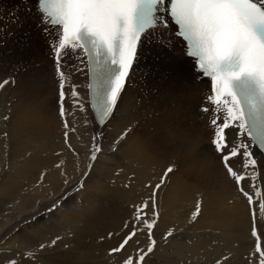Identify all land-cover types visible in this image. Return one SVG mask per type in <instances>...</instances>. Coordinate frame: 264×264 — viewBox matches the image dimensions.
Segmentation results:
<instances>
[{"label": "bare ground", "instance_id": "1", "mask_svg": "<svg viewBox=\"0 0 264 264\" xmlns=\"http://www.w3.org/2000/svg\"><path fill=\"white\" fill-rule=\"evenodd\" d=\"M34 1L0 0V81H15L0 90V220H14L0 227V264L13 257L20 264H93L89 261L99 259L108 248L102 237L108 238L110 220H119L113 230V238L119 240L128 231L125 223L133 221L135 206L151 193L148 186L158 183L168 166H174V172L157 197L160 219L155 231L162 237L173 229L161 250L174 246L179 251L158 259L156 250L147 264L159 260L171 264L170 260L183 258L196 264L207 248L218 254L225 246L238 254L246 241L252 244V211L227 176L212 144L209 114L201 111L212 108L206 100L201 103L207 83L197 81L180 48L144 44L112 118L101 127L88 106L86 66L76 56H65L63 70L70 74V84L80 85L77 91L86 107L85 112L73 107L66 84L65 108L71 112L66 118L75 129L69 130L66 143L59 115V78L49 44L52 37L41 34ZM6 115L8 120L3 119ZM227 132L232 142L250 143L246 136L238 137L234 127ZM94 137L102 151L92 162ZM250 151L258 160L256 183L260 184L264 156L254 146ZM242 160L237 157L232 163L239 168ZM261 187L264 190V184ZM198 199L201 214L192 221ZM259 215L257 205L255 218ZM49 220L51 233L41 235L36 229L47 227ZM59 242L69 247L66 256L48 255L57 251ZM88 250L95 254L88 256ZM28 252L35 253L34 258L24 255ZM124 253L114 260L119 262Z\"/></svg>", "mask_w": 264, "mask_h": 264}, {"label": "snow or ice", "instance_id": "2", "mask_svg": "<svg viewBox=\"0 0 264 264\" xmlns=\"http://www.w3.org/2000/svg\"><path fill=\"white\" fill-rule=\"evenodd\" d=\"M37 12L42 31L52 37L50 47L59 78V115L66 143L69 130L75 129L70 128L66 118L71 114L65 108L66 84H70L71 76L63 70V58L76 56L86 66L88 102L98 123L104 125L112 118L130 80L143 38L160 26L168 28L166 13L176 26L174 35L184 43L185 54L211 82L206 102L212 108L203 107L201 111L209 114L214 128V150L227 176L246 198L254 220L257 205L259 213L264 215L261 187L264 180L256 183L258 160L250 151L253 146L264 150V0H38ZM76 70L83 71L79 67ZM14 83L4 79L0 81V90ZM78 87L70 84V98L73 107L85 112ZM233 127L238 129V137L246 136L250 143L243 139L239 143L230 141L227 130ZM126 135L127 131L119 140ZM101 151L94 137L90 161L95 162ZM237 157L243 158L239 168L232 163ZM173 172L174 166H168L159 182L148 186L152 188L149 196L135 206L131 225L127 222L124 225L127 233L109 250L110 256H117L135 244V255L124 256L118 264H147V258L156 251L159 242L155 229L160 219L157 197ZM201 205L202 200L198 199L192 221L201 214ZM141 234L147 239L146 247L140 246ZM173 234L174 230L169 229L162 239L167 241ZM252 236L255 238L253 264H264V233L254 225ZM59 239L51 244L55 245ZM39 247L44 249L45 245ZM24 255L34 258L35 253ZM4 264H20V261L13 257Z\"/></svg>", "mask_w": 264, "mask_h": 264}, {"label": "rangeland", "instance_id": "3", "mask_svg": "<svg viewBox=\"0 0 264 264\" xmlns=\"http://www.w3.org/2000/svg\"><path fill=\"white\" fill-rule=\"evenodd\" d=\"M135 211L133 210V213H134ZM258 218V219H257ZM257 218H255V220H251V222H250V225H251V228H250V230H249V238H251L250 240L252 241V244H249V243H247V241H246V246H245V251H246V249L248 248V247H250V248H252L253 250H254V241H255V238L254 237H251L252 236V233H250V232H252V229H253V227H254V225H255V227L257 228V230L260 232V233H264V216L263 215H259ZM256 220H257V222L259 221V224H257V222H256ZM13 223L14 222V220H0V227H4L5 225H7V224H10V223ZM41 222V221H40ZM115 222V223H114ZM111 223V224H110ZM116 224V225H115ZM118 224H119V220H110V222H109V233H108V238L107 237H102V242H103V245H107L108 246V248H105L104 246V253H103V255H101V257L99 258V259H95V260H93V261H89V262H92L93 264H101L100 262H102V264H118V262H117V260H114L115 259V257L116 256H110L109 255V250L111 249V248H113V247H116L118 244H119V242L122 240V238L124 237V235H122L123 237H119V240L117 239V240H115V237L113 238V236H114V234H113V230L118 226ZM259 225V226H258ZM112 226H113V228H112ZM36 230H38V232L41 234V235H46V234H49V233H51L50 232V230H51V222H50V220L47 222V227H45V228H40V229H36ZM111 231V232H110ZM263 231V232H262ZM112 234L111 235V237H110V235L109 234ZM155 233H156V231H155ZM141 236H143V234H141L140 235V237H138V239H139V243H140V246L141 245H143V247H146V245H147V239H146V237L145 236H143V237H141ZM158 237V238H157ZM163 237V236H162ZM162 237L158 234V233H156V238H157V240H158V242H159V244H158V246H159V248L157 247V249L156 250H158V252L157 253H159L158 254V259H166V258H168V257H172L174 254H176V253H178V251H179V248L178 247H174V246H168V247H166V248H164V250H161V247L163 248L164 246H165V244L167 245V241H165V240H163L162 239ZM104 239V240H103ZM109 239V240H108ZM141 239V240H140ZM143 239H144V241H146V242H144L143 241ZM161 239V240H160ZM114 240V241H113ZM184 240V239H183ZM106 241H108V242H106ZM58 242V241H57ZM84 241L82 240V243H83ZM111 242V243H110ZM113 242V243H112ZM144 242V243H143ZM165 242V243H164ZM116 243V244H115ZM186 243H189L190 244V242H187L186 241ZM254 243V244H253ZM113 244V245H112ZM163 244H164V246H163ZM235 244V245H234ZM233 244V247L234 248H237L238 247V244L237 243H234ZM110 245V246H109ZM223 245V244H222ZM251 245V246H250ZM112 246V247H111ZM52 247V246H51ZM56 247H58L57 248V251H51V252H49L48 253V255H51V256H55L57 253H59V255L58 256H66V253L69 251V247L67 246V245H63L62 244V242L60 243H58L57 245H56ZM73 246H71V248H72ZM250 248H248L247 249V251L245 252V251H243L242 250V252L240 253V252H238V254L237 253H235V252H233L232 250H230V249H225V246H223V249L224 250H222L220 253H218L219 255H221L220 256V258L219 257H217L216 258V255H218V254H214V253H212V251H211V249L209 250L208 248H207V250L208 251H211V252H208L207 250L205 251V252H200V260L198 259V258H196L195 259V262H196V264H216V262L218 261L217 259H221V260H219L220 261V264H235V263H233L232 261L235 259V261L234 262H237V261H239V263L237 262V264H253V260H254V256L250 259V257H251V254H253V250H250ZM159 249H160V251H159ZM128 253H127V255L128 254H133V255H135V252L133 251V249L131 250V249H129L128 248ZM96 251H97V249H96ZM108 251V252H107ZM224 251L227 253V254H230L231 252H232V254L231 255H224V254H226V253H224ZM229 251H230V253H229ZM251 251H253V252H251ZM56 252V254H54ZM84 252V251H83ZM156 252V251H155ZM154 252V253H155ZM224 254H223V253ZM245 252V253H244ZM248 252V253H247ZM250 252H251V254H250ZM85 253V252H84ZM93 254H95V253H92V252H90L89 250H88V253H87V255L88 256H91V255H93ZM212 254V255H211ZM223 254V255H222ZM239 254H240V256H239ZM247 256H246V255ZM250 255V257H248L249 255ZM126 255V253H124V256H127ZM245 257H244V256ZM110 256V257H109ZM118 256V255H117ZM226 256H228L227 257V260L225 261V258H223V257H226ZM231 256H232V258H231ZM237 256H238V258H237ZM113 257V258H112ZM150 257H152L151 259H153V257H154V254H152ZM150 257H148L149 259H150ZM211 257L213 258V259H211ZM54 258V257H53ZM56 258H57V256H56ZM67 258V257H66ZM110 258V259H109ZM112 259V260H111ZM202 259V260H201ZM215 259V261H213ZM224 259V261L222 262V260ZM230 259V260H229ZM154 260V259H153ZM190 259H187V258H183V259H181L180 261H174V260H170V263L172 264V263H175V264H183L185 261L187 262L188 261V263L187 264H192V261H189ZM251 260V261H250ZM167 261H168V259H167ZM212 261V262H211ZM159 263L158 264H163L162 263V261L161 260H159L158 261ZM198 262V263H197ZM67 263H69V259L67 258ZM2 264V263H1ZM83 264H85V262L83 263ZM166 264V263H165ZM167 264H168V262H167Z\"/></svg>", "mask_w": 264, "mask_h": 264}]
</instances>
